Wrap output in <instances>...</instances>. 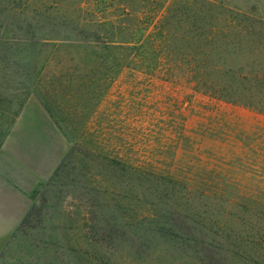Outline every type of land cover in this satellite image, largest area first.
I'll list each match as a JSON object with an SVG mask.
<instances>
[{
	"label": "rangeland",
	"instance_id": "1",
	"mask_svg": "<svg viewBox=\"0 0 264 264\" xmlns=\"http://www.w3.org/2000/svg\"><path fill=\"white\" fill-rule=\"evenodd\" d=\"M172 1L129 3L145 11L137 22L130 18L101 25L122 14L116 0H0V146L22 115L40 108L62 139L56 166L70 148V135H79L80 149L123 156L130 166L150 171L152 181L161 171H176L178 182L194 185L202 200L220 204L218 215L261 217L264 209L248 204L264 203V113L197 92L182 77L194 70L196 11L191 0ZM217 1L229 10L226 14L242 15L233 25L264 23V0ZM121 25L128 34L138 32L132 40L138 38L135 45L141 44L145 62L139 72L123 69L103 89L97 67L101 46L105 37L118 38ZM234 39L223 56L212 51L210 59L221 69L264 71V40L252 34ZM102 164L110 176L103 183L106 193L99 194L108 219L111 211L116 213L109 194L116 174ZM49 178L30 192L33 218L0 242V264H84L73 240L80 234L86 202L79 187L87 182L69 175L49 187ZM146 202L156 215L133 226L149 236L151 251L144 249V258L127 243L117 250L107 240L102 247L110 264H156L160 259L162 237L154 233L166 215L163 200L148 197ZM226 202L246 204L227 208ZM68 215L75 223L68 222ZM175 232L182 239L165 246L175 262L164 264H188L191 242ZM214 240L227 261L239 264L231 259L229 245Z\"/></svg>",
	"mask_w": 264,
	"mask_h": 264
},
{
	"label": "trees",
	"instance_id": "2",
	"mask_svg": "<svg viewBox=\"0 0 264 264\" xmlns=\"http://www.w3.org/2000/svg\"><path fill=\"white\" fill-rule=\"evenodd\" d=\"M137 1L145 2L146 0H116V8H122V14L114 18H106L101 25H111L113 20L120 23L125 20L130 21V18L137 22L145 12L143 8H139L140 10L129 8V3ZM191 1L196 11L195 20L193 19L197 30L196 56L193 60V72L183 73L182 77L189 83H193L197 92L226 102L242 104L264 113V71L250 70L244 73L240 69H221L216 65L217 62L214 63L210 59L212 51H217L223 56L231 41H235V36L240 34H252L264 40V23L261 20H248L242 26L233 25L234 21L238 20L237 16L242 15L226 14L229 10L222 8L217 0ZM177 12L175 11L173 16H176ZM182 15L181 12L178 20ZM238 21L240 22V19ZM121 26L123 28L118 30V38L114 40L112 36L105 37L106 41L101 46L103 53L98 58L97 67L100 68L103 89H106L123 69L128 67L130 70L139 72L138 68L142 69L145 62L143 53L138 51L142 49L141 44L135 45L138 38L132 40V33L137 35L138 32L128 34V29ZM95 37H97L95 33L91 34L92 39ZM84 78L89 79V75H84ZM70 138V148L45 186H58L61 180L69 175H78L87 182V185L79 187L82 191L81 198L85 197L86 202L83 206V216L79 218L80 234L75 236L76 241L73 240L76 245L79 244L84 248V250L78 248L84 264H110L108 262L110 259L102 247V243L107 240L114 243L117 250L127 243L130 251L135 255L142 256L144 249L151 251L149 236L145 233L140 235L136 226H133L139 220H149L156 215L155 210L150 208L151 204L146 202L148 197L161 198L163 211L166 214L154 233L158 234L157 238L162 237L160 243L164 246L156 264L175 262L174 256H171V252L165 248L172 243V240L179 239L175 231L180 232L181 236L187 237L186 239L191 242V254L186 256V259H189L188 264H232L226 260L221 249L214 247L216 242L214 237L234 250L230 257L235 263L264 264V215L261 217L249 214L238 217L228 213L218 215L220 204L202 200L194 185L177 181L179 174L176 171H161L156 174L158 180L152 181L150 171L138 166H130L123 156L104 155L102 157L99 153L84 151L80 149L79 135L76 137L70 135ZM104 162L106 166L113 168L116 174L113 176L115 179L113 190L109 192L113 195L111 202L116 213L111 211L108 219H104L106 216L104 211L108 209V206L103 204V199L99 196L106 193V190H103L105 189L103 183L106 177H110L107 175V170L103 168ZM142 183L145 185L143 189ZM245 204L224 203L227 208H244ZM248 205L264 209V203L255 202ZM35 212V206L30 203L16 230L23 228L29 219L33 218ZM99 214L102 217H98ZM67 219L69 223H75L71 215H68ZM127 219L130 223L126 222ZM170 248H174L173 245ZM147 256L148 253L142 257Z\"/></svg>",
	"mask_w": 264,
	"mask_h": 264
},
{
	"label": "crops",
	"instance_id": "3",
	"mask_svg": "<svg viewBox=\"0 0 264 264\" xmlns=\"http://www.w3.org/2000/svg\"><path fill=\"white\" fill-rule=\"evenodd\" d=\"M62 153V139L40 108L16 121L0 146V242L18 225L31 190L49 178Z\"/></svg>",
	"mask_w": 264,
	"mask_h": 264
}]
</instances>
